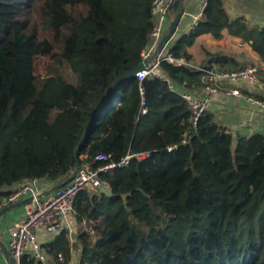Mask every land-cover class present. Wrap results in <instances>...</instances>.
<instances>
[{
  "label": "trees",
  "instance_id": "obj_1",
  "mask_svg": "<svg viewBox=\"0 0 264 264\" xmlns=\"http://www.w3.org/2000/svg\"><path fill=\"white\" fill-rule=\"evenodd\" d=\"M153 1L0 0V196L26 180L69 178L91 125L81 166H101L98 154L116 163L150 155L77 196L74 241L65 231L43 246L51 264H264V134L236 136L210 111L194 127L188 102L158 77L114 88L144 60ZM225 30L264 63V28L231 19L222 0H207L195 30L168 53L189 64L198 36ZM38 57L50 60L45 78ZM160 70L185 89L205 86L190 65L164 60ZM20 264L45 263L25 255Z\"/></svg>",
  "mask_w": 264,
  "mask_h": 264
},
{
  "label": "built area",
  "instance_id": "obj_2",
  "mask_svg": "<svg viewBox=\"0 0 264 264\" xmlns=\"http://www.w3.org/2000/svg\"><path fill=\"white\" fill-rule=\"evenodd\" d=\"M177 0H154L151 13L155 17V27L150 34V40L143 51L144 60L149 58L158 48V45L165 34L172 19L170 15L171 6ZM168 60L178 65H190L183 60H177L164 51L150 67L139 72L136 77L142 82L148 77H158L169 83L172 91L179 93L189 105L193 114V126L196 127L202 115L208 111L210 104L219 93L228 96L243 97L238 88L227 87L229 83L240 84L248 83L252 87L259 85L258 67L248 65L237 71H223L216 69H200L202 81L208 92L207 96L201 97L193 93L192 90L178 86L167 78L160 70L161 62ZM264 108V102H261ZM146 114L147 110L144 109ZM186 142V141H185ZM178 146L169 147L173 152ZM149 153L129 154L121 162L110 161L106 154H98L95 162H101L102 165L94 168L91 164L81 166L75 178L57 191L48 196L38 198L46 191L41 185L42 180H26L19 184L6 187L5 194L0 196V211L5 207L33 198L34 200L25 206L26 214L19 222L12 224L8 228V248L17 262L20 264L21 258L28 255L37 261L45 264H51L49 256L39 241L38 233L43 230L50 236L62 234L65 231L72 232L75 223L74 203L81 192L97 193L104 187L101 180V174L113 170L117 167H126L133 160L149 156ZM62 260V256H59Z\"/></svg>",
  "mask_w": 264,
  "mask_h": 264
},
{
  "label": "crops",
  "instance_id": "obj_3",
  "mask_svg": "<svg viewBox=\"0 0 264 264\" xmlns=\"http://www.w3.org/2000/svg\"><path fill=\"white\" fill-rule=\"evenodd\" d=\"M222 1L231 19L242 18L252 28H264V0ZM206 5L207 0H184L182 19L173 40L167 46V51L169 46L175 41L195 30L198 23L203 19ZM187 51L191 55L190 66L198 69L210 67L216 70L237 71L248 65L258 67V86L252 87L248 83H229L227 87L238 88L242 92L243 97L219 93L213 98L208 111L214 114L217 123L221 127L236 136L264 134V108L261 104L262 101L253 97L255 95L264 96V85L261 82L264 80V63L251 45L242 42L240 39L230 37L225 30L221 39H217L208 33L198 36L194 43L187 48ZM192 92L201 97H205L208 94L205 86L196 88ZM41 185L45 190L54 186V184L46 180H42ZM25 214L26 208L22 207L9 213L0 222V239L6 246L8 245V228L23 219ZM77 231V224L74 223L72 232H67V236L71 241H74ZM38 236L40 243L44 246V244L52 242L58 235L50 236L41 230ZM0 264H7L1 250Z\"/></svg>",
  "mask_w": 264,
  "mask_h": 264
},
{
  "label": "water",
  "instance_id": "obj_4",
  "mask_svg": "<svg viewBox=\"0 0 264 264\" xmlns=\"http://www.w3.org/2000/svg\"><path fill=\"white\" fill-rule=\"evenodd\" d=\"M184 5V0H180V4L178 7V10L176 12V14L172 17L169 26L165 32V34L163 35L158 48L156 49V51L147 59L143 60L137 67H135L134 69L130 70L129 72H127L125 75H123L122 77H120L116 83L114 84V88L119 85L120 83H122L125 80H129L133 77H135L139 72L144 71L146 69H148L150 67V65L152 63H154L156 60H158V58L160 57V55L162 53H164V51L167 49V46L170 44V42L173 40L178 26L180 24V21L182 19V15H183V6ZM113 88V89H114ZM113 89L111 91H113ZM111 93V92H110ZM90 131H91V125H89V127L87 128L81 142L80 145L78 146L77 150H76V156H75V161H76V169L73 172V174L67 178L65 181L54 185L52 188L44 191L43 193H41L38 198L44 197V196H48L50 194H52L53 192L57 191L58 189H61L62 187H64L65 185H67L68 183H70L75 176L77 175L78 171L81 168V152L83 150V148L85 147V144L88 140V137L90 135ZM34 199L31 198H27L25 200H22L20 202H17L15 204L9 205L7 207H5L4 209H2L0 211V222L3 220V218L5 216H7L9 213L20 209L22 207H25L26 205H28L29 203H31ZM0 250L7 262V264H19L17 262V260L14 258V256L11 254L8 246H6V244L0 239Z\"/></svg>",
  "mask_w": 264,
  "mask_h": 264
},
{
  "label": "rangeland",
  "instance_id": "obj_5",
  "mask_svg": "<svg viewBox=\"0 0 264 264\" xmlns=\"http://www.w3.org/2000/svg\"><path fill=\"white\" fill-rule=\"evenodd\" d=\"M49 62H50V60L47 57H38L36 59V61H35V68H36L37 74L40 77H43V78L47 77V75L49 73V70H48L49 69ZM69 80L71 82H76L77 81V76L75 74H73V73L70 72V74H69ZM103 188H105V187H103ZM78 254H79V252L76 251L75 256H77ZM76 258L77 257L73 258L71 264H77L76 263Z\"/></svg>",
  "mask_w": 264,
  "mask_h": 264
}]
</instances>
